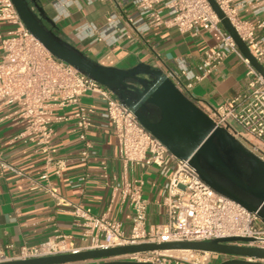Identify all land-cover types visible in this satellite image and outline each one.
I'll return each instance as SVG.
<instances>
[{"label":"built area","instance_id":"built-area-1","mask_svg":"<svg viewBox=\"0 0 264 264\" xmlns=\"http://www.w3.org/2000/svg\"><path fill=\"white\" fill-rule=\"evenodd\" d=\"M98 1L114 2L116 11L111 13L101 30L87 25L83 29L85 39L95 38L114 45L129 34L143 39L157 28L175 29L192 39H197L204 32L217 34L218 43L205 52L197 73L185 68L182 62L179 71H169L160 57L156 67L173 81L181 93L194 101L217 128L227 129L264 161V77L243 56L209 0ZM214 1L264 69V0ZM0 21L11 26L7 34L0 37V110L13 109L7 118H13L23 126L16 139L35 143L43 155L42 179L46 182V191L58 205L62 204L51 184L49 172L53 171L60 177L66 163L52 155L51 139L54 124L69 120L56 115V111L76 108L72 118L84 143L81 153L84 161L98 156L94 143L87 137L96 127L97 117L112 127L118 142L121 173L111 176L109 162L102 158V176L111 182L112 201L119 197L132 213L127 230L120 220L96 215L89 207L74 205L70 214L83 229L79 240L58 232L40 246L23 247L16 257L2 263L132 245L198 243L225 238L253 239L252 243L232 245L264 249V222L256 213L249 212L204 182L189 161L179 160L171 154L112 91L53 56L27 30L11 0H0ZM231 56H236L246 66L245 84L241 90L216 107L194 99L191 91L195 84L209 77ZM85 99L100 104L102 111L87 105ZM151 167L163 171L167 179L163 198L158 203L165 220L158 225L149 222L151 202L145 197L143 171ZM0 171H11L26 178L1 155ZM32 183L33 189L43 187L35 180ZM183 251L189 253L188 258L171 259L172 256L164 254L165 251H156L129 254L117 260L152 264H211L214 260L215 264H221L235 259L216 253ZM241 260L264 263L261 260Z\"/></svg>","mask_w":264,"mask_h":264},{"label":"crops","instance_id":"crops-1","mask_svg":"<svg viewBox=\"0 0 264 264\" xmlns=\"http://www.w3.org/2000/svg\"><path fill=\"white\" fill-rule=\"evenodd\" d=\"M90 1L92 3H90ZM57 25L58 35L85 52L93 60L107 67H119L130 57L136 63L159 66V57L169 71H179L180 63L197 73L205 52L215 46L219 37L215 33L204 32L197 39L182 35L175 29L157 28L148 32L143 39L129 34L117 44L107 41L85 39L83 29L94 25L103 29L111 13L116 11L112 1L98 0H39ZM11 29L8 23L0 21V37ZM2 54L0 47V56ZM127 69V68H124ZM246 66L236 56L228 58L209 77L196 83L191 91L194 99L202 100L216 107L235 96L245 84ZM87 105L102 111V106L94 100L85 99ZM12 108L0 110V155L12 166L26 175L19 177L11 171H0V263L16 257L23 247H37L56 233L72 236L79 240L83 229L77 219L70 214L72 206L91 208L96 215H107L125 223L128 230L132 213L127 204L118 197L112 201L111 182L102 176L100 161L109 162L111 176L121 173L118 160V142L112 127L97 117L96 127L87 134L98 153L84 161L81 153L84 147L75 129L72 116L76 108L59 109L56 115L68 117V121L54 124L51 152L55 159L64 160L66 169L60 177L50 171V181L57 190L62 204L46 191L42 179L44 157L35 143L17 140L22 124L7 118ZM145 197L151 202V224H161L165 218L158 208L167 182L165 174L151 167L143 171ZM32 180L43 187L32 188Z\"/></svg>","mask_w":264,"mask_h":264},{"label":"water","instance_id":"water-1","mask_svg":"<svg viewBox=\"0 0 264 264\" xmlns=\"http://www.w3.org/2000/svg\"><path fill=\"white\" fill-rule=\"evenodd\" d=\"M11 1L27 30L53 56L112 91L171 154L179 160L189 161L199 177L215 191L256 213L264 222V161L227 129L217 128L162 70L146 63L129 69L104 66L57 34L55 21L39 0ZM209 2L243 56L264 77L262 65L250 54L215 1ZM252 242L254 240L249 238H225L198 243L143 244L0 264H152L119 261L117 258L170 250L203 251L235 258L221 264H264L241 260L264 261V249L232 245Z\"/></svg>","mask_w":264,"mask_h":264},{"label":"rangeland","instance_id":"rangeland-1","mask_svg":"<svg viewBox=\"0 0 264 264\" xmlns=\"http://www.w3.org/2000/svg\"><path fill=\"white\" fill-rule=\"evenodd\" d=\"M139 63H136V58L134 57H130V58H126L121 64L119 67H116L118 69H124V68H132V67H135L137 66ZM170 258V257H169ZM171 259H176V257H172ZM215 261L212 260V263L211 264H215L214 263Z\"/></svg>","mask_w":264,"mask_h":264},{"label":"bare ground","instance_id":"bare-ground-1","mask_svg":"<svg viewBox=\"0 0 264 264\" xmlns=\"http://www.w3.org/2000/svg\"><path fill=\"white\" fill-rule=\"evenodd\" d=\"M164 254L176 258H188L189 253L183 250H171V251H165Z\"/></svg>","mask_w":264,"mask_h":264},{"label":"flooded vegetation","instance_id":"flooded-vegetation-1","mask_svg":"<svg viewBox=\"0 0 264 264\" xmlns=\"http://www.w3.org/2000/svg\"><path fill=\"white\" fill-rule=\"evenodd\" d=\"M41 6H42V5H41ZM56 32H57V30H56ZM210 172H211V171H209V174H211Z\"/></svg>","mask_w":264,"mask_h":264},{"label":"trees","instance_id":"trees-1","mask_svg":"<svg viewBox=\"0 0 264 264\" xmlns=\"http://www.w3.org/2000/svg\"><path fill=\"white\" fill-rule=\"evenodd\" d=\"M58 34V33H57Z\"/></svg>","mask_w":264,"mask_h":264}]
</instances>
